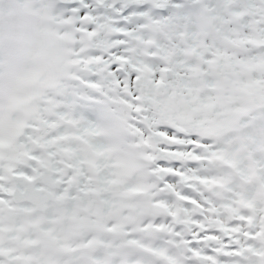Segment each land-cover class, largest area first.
Instances as JSON below:
<instances>
[{"label":"snow or ice","instance_id":"6c2138e0","mask_svg":"<svg viewBox=\"0 0 264 264\" xmlns=\"http://www.w3.org/2000/svg\"><path fill=\"white\" fill-rule=\"evenodd\" d=\"M0 264H264V0H0Z\"/></svg>","mask_w":264,"mask_h":264}]
</instances>
